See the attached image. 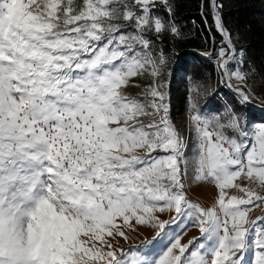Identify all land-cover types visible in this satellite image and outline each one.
Segmentation results:
<instances>
[{
    "label": "snow or ice",
    "instance_id": "snow-or-ice-1",
    "mask_svg": "<svg viewBox=\"0 0 264 264\" xmlns=\"http://www.w3.org/2000/svg\"><path fill=\"white\" fill-rule=\"evenodd\" d=\"M205 6L220 43L198 55L218 62L239 107L225 105L233 135L213 139L219 122L198 106L193 79L189 155L169 120L166 53L153 47L182 35L171 0H0V264H264V212L248 219L264 195L234 183L244 174L264 186V123L249 127L239 111L256 98L245 53L220 0ZM149 69L141 96L122 94ZM193 173L215 183L219 212L187 198ZM148 223L156 236L117 257L112 241ZM194 225L201 237L181 244ZM161 239L157 257L138 251ZM202 240L212 246L197 260Z\"/></svg>",
    "mask_w": 264,
    "mask_h": 264
},
{
    "label": "trees",
    "instance_id": "trees-1",
    "mask_svg": "<svg viewBox=\"0 0 264 264\" xmlns=\"http://www.w3.org/2000/svg\"><path fill=\"white\" fill-rule=\"evenodd\" d=\"M83 0H74L73 5L79 6ZM223 5V20L232 33L238 49H242L247 60L245 71H249L248 86L254 90L264 88V0H220ZM175 6V19L182 35L173 39L165 34L163 44L153 42V47L161 48L166 53L164 78L169 81V119L181 120L188 129L185 114L190 113L189 89L192 81H197L195 89L198 94L199 107L210 116H215L219 125L225 127H209L214 133L219 130L225 135L233 133L226 127L227 112L225 105H235L231 93L223 86V77L216 80L212 63L199 56L195 51L208 50L212 52L213 44L218 45L220 39L215 35L212 19L202 18L207 13L205 0H171ZM163 14V9L160 10ZM151 36V34H149ZM214 55V54H213ZM215 93V95H213ZM263 97L262 93H259ZM254 104L255 101L251 100ZM251 122H264V112L254 106H245L239 109ZM179 125V124H178ZM196 135V134H195Z\"/></svg>",
    "mask_w": 264,
    "mask_h": 264
},
{
    "label": "rangeland",
    "instance_id": "rangeland-1",
    "mask_svg": "<svg viewBox=\"0 0 264 264\" xmlns=\"http://www.w3.org/2000/svg\"><path fill=\"white\" fill-rule=\"evenodd\" d=\"M74 0H72L73 2ZM25 3H27V0H24ZM83 1L79 3V6L82 5ZM195 53H209L208 50H197ZM200 56V55H199ZM202 57V56H201ZM203 58V57H202ZM208 62L212 63L213 69L215 71V78L216 80L220 79L222 76L218 73V62L215 59L209 58L206 59ZM151 69H149L147 72L137 76L130 78L128 85L123 86L124 91L122 92L123 95L127 96H133V97H139L141 96L144 91L147 89V87L153 82V78L150 75ZM233 83H236L233 81ZM249 91L256 97L253 99L255 101V104L251 101L246 106H254L255 108H258L259 111L264 112V88H257L252 90L249 86ZM259 93L263 94V97L259 95ZM192 112L185 114V117L188 116L187 122L189 121V117L191 116ZM170 120V119H169ZM173 127H175L179 132H181L186 140V152L189 155L195 154L197 150V141H196V135L195 132L192 129H188L185 125H183L184 131L182 132L180 128L182 129V123L181 120H170ZM264 122H251L249 123V127H251L252 124H259ZM179 124V125H178ZM180 127V128H179ZM214 138V136H213ZM215 139V138H214ZM235 184H238L241 186V188H249L253 190L256 193H260V186H262L258 180H249L248 177L244 174H242L240 177H238L235 181ZM241 188H227L225 191L228 193L229 196L236 195L238 197L245 196V193L241 191ZM264 189V186H262ZM262 190V189H261ZM218 188L216 187L215 183L211 181L210 179H195V174L193 173L189 177L186 178V187H185V195L187 198L192 201L193 203L197 204L200 208H203L205 210L212 209L213 207H216L217 212H219L218 205H215V200L218 199ZM264 194V190L262 192ZM264 212V205H262L260 208L256 207L252 211L249 212L248 219L253 220L257 216L261 215V213ZM155 215L159 216L160 220L165 221L169 220L174 213H169L167 211L165 212H159L157 211ZM222 215V213H221ZM174 229L170 228L168 230L169 233H171ZM127 239L116 237L115 240L112 241L114 248L116 250L117 257L121 256V250H137V246L141 245L146 240H152L153 237L156 236L157 231H159L158 228L153 227L150 223L139 226L136 231H130L125 230ZM222 234V232H221ZM168 233H166L167 237ZM201 233L199 231L198 226H189L187 230L179 237L181 244H188V242L193 237H201ZM168 243L167 239H161L157 240L155 243H153L148 248H139L138 251L142 252L144 255L148 256L149 258H155L158 256V253L164 248V245ZM198 243H205L209 247L205 249H198L196 251V257L195 259H208L210 254V248L212 246V241H198ZM214 255V253H212ZM247 258L250 261L252 259V252L249 250L247 252Z\"/></svg>",
    "mask_w": 264,
    "mask_h": 264
},
{
    "label": "built area",
    "instance_id": "built-area-1",
    "mask_svg": "<svg viewBox=\"0 0 264 264\" xmlns=\"http://www.w3.org/2000/svg\"><path fill=\"white\" fill-rule=\"evenodd\" d=\"M192 115H194V113H192L191 116H192ZM191 116H190V117H191ZM187 117H188V116H186V118H187ZM190 117H189L188 119H190ZM213 139H214V138H213ZM261 189H262V190H261ZM263 190H264V189L262 188V186H260V191H261V192L259 193L260 195H264V194H262ZM261 206H262V205H261ZM261 206H258V207L260 208ZM206 257H208V256H206Z\"/></svg>",
    "mask_w": 264,
    "mask_h": 264
}]
</instances>
